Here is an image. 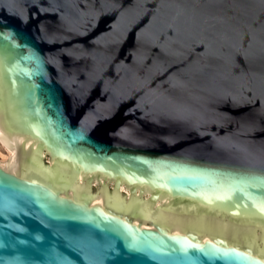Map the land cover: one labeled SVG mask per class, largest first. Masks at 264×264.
I'll use <instances>...</instances> for the list:
<instances>
[{"label": "water", "instance_id": "95a60500", "mask_svg": "<svg viewBox=\"0 0 264 264\" xmlns=\"http://www.w3.org/2000/svg\"><path fill=\"white\" fill-rule=\"evenodd\" d=\"M0 123V264H264V0H0Z\"/></svg>", "mask_w": 264, "mask_h": 264}, {"label": "bare ground", "instance_id": "6f19581e", "mask_svg": "<svg viewBox=\"0 0 264 264\" xmlns=\"http://www.w3.org/2000/svg\"><path fill=\"white\" fill-rule=\"evenodd\" d=\"M1 130H4V129L0 123V133H1ZM9 158H20L19 152H15L12 137L0 135V165L9 167ZM83 175H86V173H84L82 170H80V178H83ZM69 187L70 188L65 187V190H68V195L71 197L75 196V194H73L72 186H69ZM135 188L139 191L141 186L136 185ZM120 189L121 190L119 191V193H121L123 190H126V187L123 185V183H121ZM142 189H143V193L146 191H149L146 187H142ZM160 198H166V196L164 195L163 192L159 194L157 201H160ZM90 202H91V204H95V202L101 204V192H98L94 197H92L90 199ZM151 220L153 221L152 217H149V218H143L140 221H142L143 226L152 227V225H149V221H151ZM134 221H138L135 214H134ZM140 221H138V222H140ZM171 231L177 232V233L180 232V223H174V229H171ZM200 236L203 240L211 238V237L203 236V235H200ZM225 240L229 244H231L229 237L225 238Z\"/></svg>", "mask_w": 264, "mask_h": 264}]
</instances>
